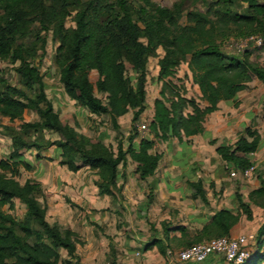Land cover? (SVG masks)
<instances>
[{
    "label": "trees",
    "instance_id": "trees-1",
    "mask_svg": "<svg viewBox=\"0 0 264 264\" xmlns=\"http://www.w3.org/2000/svg\"><path fill=\"white\" fill-rule=\"evenodd\" d=\"M243 2L246 9L238 14L232 11L230 0H219L220 5L228 6L214 12L217 21L244 38L257 31L263 33L264 0ZM180 7L181 3L171 8L156 6L150 0H141V3L136 0H0V60L15 66L20 85H11L0 76V116L14 122L20 121L25 111H31L37 117L36 121L23 122L17 128L1 126L10 139L11 152L8 159L0 160V264H81L71 228L47 222L41 184L33 180L20 184L17 180L22 170L32 171L22 159L24 151L40 152L54 147L59 165L68 171L76 173L81 167L97 171L99 180L95 186L99 196L113 195L118 167L127 160L136 165L135 172L144 181L155 175L162 158L161 154L151 152L153 140L139 138L136 132L124 141L126 148L122 142L118 143L113 156L103 145L91 143L61 123L35 65L45 54L48 32L57 44L55 64L67 97L90 114L107 115L114 128H118V118L129 110H133V123L144 112L146 65L150 58L156 57L159 48L164 55L158 60V80L166 81L181 64H186L205 106L202 108L195 100L180 95L167 98V82H164L159 98L153 102L149 124L151 133L163 142L171 138L180 142L183 138L204 135L205 118L217 111L221 101L237 106V94L247 89L249 83L258 81L264 87V65L254 64L246 55L235 57L222 51L215 23L207 17L189 13L187 24H179L176 15ZM72 13L74 26L67 28L66 19ZM126 64L131 68L132 78L126 76ZM93 71L97 74L94 84L89 79ZM94 91L103 94L105 102ZM45 133L57 134L60 139L51 141L44 137ZM243 133L233 145L222 144L215 149L222 163L236 172L253 165L250 156L260 147L261 137L256 130L247 127ZM257 179L259 186L249 194V202L264 212V176ZM188 187L191 199L208 204L201 181L189 182ZM236 199L237 209L247 220H252L249 204L240 196ZM14 200L25 207L21 219L4 210L5 207L12 210ZM236 222L235 212L218 209L203 225L200 235L230 236ZM162 227L165 240L170 239L171 232H178L181 237L186 234L181 226ZM253 239L255 252L244 264L264 261V220ZM109 240L111 255L106 264H119L114 244ZM155 247L164 254L163 241L158 239L144 244L142 252ZM62 251L66 253L64 258Z\"/></svg>",
    "mask_w": 264,
    "mask_h": 264
},
{
    "label": "rangeland",
    "instance_id": "rangeland-1",
    "mask_svg": "<svg viewBox=\"0 0 264 264\" xmlns=\"http://www.w3.org/2000/svg\"><path fill=\"white\" fill-rule=\"evenodd\" d=\"M230 1L233 3V12L244 13L246 5L243 0ZM136 2L141 3V0ZM150 2L167 8L181 3L176 15L181 25L187 24L189 13L207 17L215 23L216 36L219 38L217 39L222 51L235 57L246 55L254 64L264 65V32L257 31L253 34L261 39L260 45L253 42L245 44L244 35L222 27L217 21L214 12L219 7L228 6L220 5L219 0H150ZM72 17L73 13L66 19L67 28L74 26ZM262 23L264 24V19ZM140 40L145 42L142 38ZM56 48L57 44L52 41L51 33L48 32L45 54L35 61V65L40 70L46 96L61 123L72 127L91 143L103 145L113 153V156L116 155L118 143L122 142L126 148L124 141L135 132L138 133L139 138L153 140L154 146L151 152L162 156L155 175L144 181L138 178L135 172L136 165L127 160L118 167L116 189L113 195L99 196L95 186V182L99 180L97 171L87 167H81L76 173L68 171L66 167L59 165L58 152L54 147L47 151L30 150L22 153V159L32 167V171L22 170L17 180L20 184L26 180L41 184L44 191L42 202L46 207L47 222L71 228L75 233L77 253L84 261L83 264H106L111 255L109 239L114 244V254L119 264H168L166 250L176 252L214 238V236L209 238L201 236L200 230L210 221L211 214L222 208L232 210L237 216L234 233L230 236L238 234L252 236L247 248L248 260H250L255 252L253 238L264 220L262 209L249 202V194L259 186L257 178L264 176V143L260 142L258 151L250 156L256 168L255 171L249 179H243L230 176L232 168L222 163L215 149L219 145H227L234 139L244 136V130L232 139L217 137L207 140L205 136H198L195 139L183 138L180 142L175 138L163 142L155 137L150 131L149 124L153 117V102L159 98L164 82H167L165 89L167 98L180 95L195 100L202 108L205 106L186 64H181L166 81L157 79L158 60L164 55L160 48L156 52V57L150 58L146 65L148 73L145 84L146 105L140 119L133 123V110H129L127 114L118 118V128H114L107 115L90 114L67 97L59 82V70L55 64ZM14 67L7 61L0 60V76L9 84L19 87ZM126 76L130 78L134 76L128 64H126ZM89 79L94 84L97 80L96 72H90ZM263 88L261 87L260 90L264 91ZM94 94L105 102L103 94L96 91ZM262 99L260 98L257 107L253 106L255 113L252 114V122L264 129V100ZM230 104L232 108L234 103ZM36 120V115L31 111H25L22 119L14 122L0 116V160L8 159L11 152L10 139L4 135L1 126L17 128L23 122ZM141 124L146 125V130L139 131ZM252 126L249 124L250 128ZM44 137L51 141L60 139L54 133H45ZM198 180L202 182L207 193V205L200 200L195 201L190 198L188 183ZM236 196H240L245 203L249 204L252 220H247L245 215L237 209ZM256 200L263 202L262 199L256 198ZM4 210L21 219L25 207L18 200H14V208L8 210L5 207ZM163 225L169 229L181 226L186 234L181 237L178 232H171L170 239L165 240L162 235ZM153 239L163 241L164 254L160 253L156 247L146 253L142 252L143 245ZM61 256L66 257V253L62 251ZM217 260L218 264H227L222 258Z\"/></svg>",
    "mask_w": 264,
    "mask_h": 264
},
{
    "label": "crops",
    "instance_id": "crops-1",
    "mask_svg": "<svg viewBox=\"0 0 264 264\" xmlns=\"http://www.w3.org/2000/svg\"><path fill=\"white\" fill-rule=\"evenodd\" d=\"M261 87L263 86L258 81L249 83L247 89L237 94V107L232 106L231 108V102L221 101L218 104L217 111L207 115V118L205 119V134L198 136H205L207 140L216 139L217 137H227L232 139L235 138L237 133L242 132L246 127H249V124H252L253 126L251 128L257 130L260 134L261 144L264 143V129L259 128V126L252 122V114L255 113L253 106L257 107L260 98H263L262 100H264V91L260 90ZM246 101L248 103H246ZM198 136H192L189 139H195ZM236 140L237 139H234L227 145H233ZM232 233H234V227L232 228L230 235H232ZM217 261V258L212 257L204 264H218ZM80 262L83 264L84 261L80 258ZM262 264H264V261Z\"/></svg>",
    "mask_w": 264,
    "mask_h": 264
},
{
    "label": "built area",
    "instance_id": "built-area-1",
    "mask_svg": "<svg viewBox=\"0 0 264 264\" xmlns=\"http://www.w3.org/2000/svg\"><path fill=\"white\" fill-rule=\"evenodd\" d=\"M244 42L245 44L253 42L256 45H260L261 39L251 36L246 38ZM144 130H146V125L141 124L139 131ZM255 169V166L252 165L243 172L231 171L230 176L232 178L249 179ZM250 239H252V236L247 237L240 234L213 238L190 245L176 252L166 250V259L168 264H204L210 258L215 257L222 258L227 264H244L249 257L247 248Z\"/></svg>",
    "mask_w": 264,
    "mask_h": 264
}]
</instances>
